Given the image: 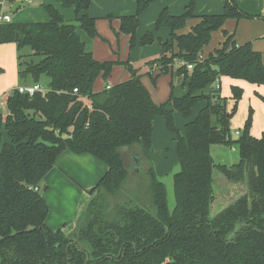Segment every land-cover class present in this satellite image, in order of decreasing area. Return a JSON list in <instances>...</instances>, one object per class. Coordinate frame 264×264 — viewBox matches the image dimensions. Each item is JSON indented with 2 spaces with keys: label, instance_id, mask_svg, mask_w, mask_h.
<instances>
[{
  "label": "trees",
  "instance_id": "16d2710c",
  "mask_svg": "<svg viewBox=\"0 0 264 264\" xmlns=\"http://www.w3.org/2000/svg\"><path fill=\"white\" fill-rule=\"evenodd\" d=\"M58 1L74 8L75 23L51 3L43 5L46 21L0 23V44H17L20 78L35 83L48 78L47 90L30 95L16 88L6 98L8 112L0 108V264H264V132L252 133L251 108L243 130L234 137L231 120L244 88L231 86L229 110L228 98L214 86L222 76L264 85L262 52L251 41L238 44L224 29L228 18L253 15L238 0H224L219 14H195V0L180 15L164 8L155 28L169 27L170 38L161 42L158 57L135 65L129 60L100 61L88 48L79 28L90 38L99 35L97 19L88 13L93 0ZM150 2L138 0L136 14L120 16V30L130 35L131 47L139 15ZM192 18L199 21L189 32L179 33ZM220 29L226 39L202 58L212 34ZM154 39L149 31L141 44ZM115 64L125 65L130 78L95 91L98 78L108 80ZM175 73L183 78L185 93L175 95L171 81L167 101L156 103L142 77L149 75L156 83L160 75ZM201 102L206 105L181 132L174 111L191 118ZM159 116L166 118L177 141L180 170L173 175L172 210L166 184L148 155ZM216 144L236 145L239 161L216 162L211 152ZM66 149L90 153L108 167L87 189L93 198L72 234L47 226L50 206L43 196L46 176ZM126 151L142 152V161L149 163L148 188L155 212L132 200L121 201L131 172ZM215 170L247 188L212 215ZM110 197L116 201L111 203Z\"/></svg>",
  "mask_w": 264,
  "mask_h": 264
},
{
  "label": "rangeland",
  "instance_id": "374dc122",
  "mask_svg": "<svg viewBox=\"0 0 264 264\" xmlns=\"http://www.w3.org/2000/svg\"><path fill=\"white\" fill-rule=\"evenodd\" d=\"M54 1L55 0H30L26 2L25 5L19 10L17 11L8 10V11L10 15L12 16L14 22L46 21L49 16L43 5L47 3H52ZM191 1L192 0H189L186 3V6ZM198 1L199 0H195L194 13L197 14L203 11L206 12L207 11V9L205 10L206 5ZM238 1H239L238 2L239 6L242 8L240 4H242L243 1L245 2L246 0H238ZM95 2L96 1L93 0L92 4H94ZM260 2L262 6L264 1L261 0ZM58 4H59V7L62 9V12L66 20L75 23L76 15H75L74 8H65L62 6V4L59 1H58ZM160 4H161V0H159V2L156 0H151L150 4L140 13L139 26L136 31V43L133 47H131L130 35L125 34L121 32L120 30V27H121L120 16L136 14L138 10V0H134L133 2V5L131 7L133 11H131L130 8H128V11L126 10L127 12H125V10H122L118 14L113 13L107 16L104 15V17H96L97 19L96 25H97L98 32L100 34L99 37L89 38L88 35L81 28H79V33L87 42L88 48L91 51H93L96 55L102 57L101 59L111 60V61H128L129 60L135 65H142L144 62L158 57L162 52V45L160 43L161 39L166 41L170 37L169 27L164 26L160 28L159 30H156L155 28L156 19L164 8H169L170 12H172L171 4H165L159 12H156V16H154V11L152 10V6L156 8V6L158 5L160 6ZM186 6L184 7V9L181 8V12L179 13H176L173 10L175 12L174 15H180L184 13ZM256 9H257V5H256ZM243 10L247 11L246 9H243ZM222 12L223 10L221 12H216V13L219 14ZM209 13H215V12H209ZM249 13L253 15V18L252 17L242 18L240 19L241 21H238L235 18H228L225 22L224 29H226L229 33L234 32L237 41L239 40V37H238L239 28H242L244 26L245 24L244 21L245 22L252 21V19H254V17H256L257 15H260L259 17L261 18L264 17L263 12L262 13L249 12ZM230 20H233L231 21L232 24L230 23ZM188 27L189 26H185V28H188ZM149 31L154 32L155 39L151 44L142 45L141 39ZM223 38H224V32L222 29L215 31L212 34V39L209 42L208 46L205 48V53L207 54V56L210 53L214 52L217 48H219L220 43L223 41ZM93 45H96V52L93 48ZM23 52L27 54L28 52H30V49L26 47L23 50ZM147 53L149 54L148 56H147ZM35 59H38V58H35ZM115 68L116 69L113 71L112 76L106 81L107 83L110 82L111 85H113L114 83L112 80L120 79L123 76V73H126V71H128L125 65L123 64H115ZM171 80H173V83H174L175 95L183 94L184 90L181 85L182 78L177 74H174V76H172L171 74L160 75L156 83L152 81L149 75L144 76V81L148 89L151 91V93L154 94L156 99H159L158 97H161L162 99H159L161 102L167 101V99L170 96ZM47 81H48V78L45 77L40 83L47 88L48 87ZM22 82L24 83V85L26 83H29L27 85H32L35 83L32 80V78H27L23 80H21L20 78L19 85L23 84ZM250 86H248V88L244 90L243 96L238 102L237 110L231 120L232 134L234 137L238 136L237 131L243 130V126L245 125V121L249 115V110L251 108L253 109L255 108L254 96L256 92L255 91L253 92L252 90L254 89V87H250ZM8 93L9 92L4 94V96L2 97V101H4V105L1 106L0 108L2 109L4 113L8 112L7 105L5 103ZM222 93L224 97L228 98L227 107L230 110L233 106V101L230 99L231 87L228 84L223 83ZM198 108L196 107L194 109H196L197 111ZM253 118H254V114H253ZM253 124H254V120H253L252 126ZM233 148L235 147H232V149ZM212 152H213L212 155H214L215 160L218 163H224V164L231 165V164L237 163L240 159L239 152H236V151L233 152L232 154L233 158L230 159L228 157V158H225L226 160L224 161L222 160L221 157L218 158V153L215 149H213ZM141 155H142V152L141 153L139 152L138 154L137 151H133V152L126 151L125 152V160L127 164L131 167V172L125 184L124 190L119 196H121L122 202L124 201L129 202L130 200H132L136 203H139V205L144 206L146 209H149L155 212V208L153 207L151 203V198H150L149 188H148L149 176L147 173V168H148L149 163H147L148 161L143 162ZM136 156L138 157L139 162L138 163L136 162V164L133 165V163H135L134 160L136 159L135 158ZM140 164H141V168L139 167ZM137 168H139L138 172L135 170ZM172 169H173L172 171L158 174L159 178L166 184L168 202H169V207L171 210L174 208L175 203H176L174 185H173V175L174 173L180 170V165L178 164V161L177 163L173 164ZM214 177H215V183H214L215 200H214V203L212 204V210H211L212 214L218 213V211L221 210V206H225L233 202L237 198H239L241 195H243L246 192V188H247L244 182L229 181L227 177L219 170H215ZM75 184L78 187H80L79 184L77 183ZM50 195H51L50 196L51 205H52L54 214H56V212H58L60 208H63L64 210L66 203L69 208H71L74 205L75 200L72 194H68V195H64L60 197L61 195H59V193L56 194V192H52ZM111 197L109 198L110 202L111 203L115 202L116 199L114 197L113 198Z\"/></svg>",
  "mask_w": 264,
  "mask_h": 264
},
{
  "label": "crops",
  "instance_id": "0c3cea01",
  "mask_svg": "<svg viewBox=\"0 0 264 264\" xmlns=\"http://www.w3.org/2000/svg\"><path fill=\"white\" fill-rule=\"evenodd\" d=\"M28 1L30 0L23 1L24 5ZM95 1L96 2L94 4H91L88 10V13L94 17H104V15L107 16L113 13L118 14L122 10H125V12H127L128 8H130V10L133 11L131 7L133 5L134 0H95ZM156 1L159 2V0H156ZM188 1L189 0H161L160 6L158 5L156 6V8L152 6V10L154 11V16H156V12H159L165 4H171L172 6L171 13L173 14H175V12L179 13L181 12V8L184 9ZM199 1L206 5L205 10L207 9V11L206 12L203 11L201 13L196 12L198 15H202V14L209 13V12H215V13L221 12L224 8V0H199ZM260 1L261 0H246L245 2L243 1V3L240 5L242 6L243 9H246L248 13L249 12L251 13L252 12L262 13L263 12L264 13V3L261 6ZM51 4L56 5L62 11V9L59 7L57 0H55ZM256 5H257V9H256ZM12 6L13 4H10L8 2L3 3V0H0V12L2 11L10 15L9 11L11 10ZM23 6H19L17 10H19ZM259 16L260 15H257L256 17H254L252 21H248V22L244 21L245 23L244 26L242 28H239V36H238L239 40L238 41L235 37L234 32H230L229 34L234 35V39L238 42V44H243L245 42L251 41L253 44V47L256 50L262 52L263 59H264V17L261 18ZM11 19H12V22H14L12 16H11ZM198 21H199L198 18L189 19L186 25L189 27L182 28L181 30H179V33L189 32L192 26L195 25ZM231 21L233 20H230V23L232 24ZM238 21H241V20H238ZM170 33H171V30H170ZM99 36L100 34L97 37ZM225 39H226V36L224 35L223 41ZM162 41H165V40L161 39L160 43ZM221 43H220V46H221ZM207 46H205L203 49V52H202L203 58L207 57V54L205 53V48ZM93 48L96 52V45H93ZM148 55L149 54L147 53V56ZM94 56L96 59L100 61L105 60V59H101L102 57L96 55L95 53H94ZM115 69L116 68L114 66L113 71ZM0 70H1L0 71V107H1L4 105V101H2V97L4 96V94L9 92L8 93L9 95L13 90H15L21 85H24L23 82H22L23 84L19 85L20 75H19V65H18V48L15 42H8V43L0 44ZM113 71L110 77L112 76ZM130 76H131L130 72L126 71V73H123V76L120 79L112 80L114 82L113 84L129 79ZM142 80L145 83L144 77H142ZM106 81L107 80H105L102 77L98 78L94 86L95 91H100L104 89L107 85H111L110 82L107 83ZM223 83L228 84L230 87L233 84L240 85L244 88V90L247 89L248 86L250 85H252L250 87H254L252 91L253 92L255 91L256 94L254 96L255 108H254V118H253L254 124L252 126V133L256 136H260L264 132V85H257V84L250 83L244 80L233 79L230 77L222 76L220 78V83H219L220 89H221V95L223 94L222 93ZM27 84L29 83H26L25 85ZM181 85L183 87V90H184L183 94H184L186 90L184 89V86H183V78H182ZM183 94H180V95L176 94V95L181 96ZM151 95L156 103L161 102L159 100V99H162L161 97H158L159 99H156L153 93H151ZM205 105H206V102H201L198 106H196L197 108L198 107L199 108L197 109V111L196 109H193L194 111H193V115L191 118L183 117L179 110L174 111L175 120L177 121L176 124L181 132H184L186 123L190 119L195 118L196 115L201 110V108H203ZM169 108H172L171 103L169 104ZM232 147H235V148L232 149ZM236 147H237L236 145L226 146L223 144H216L212 146L211 152L213 149H215L218 153V158L221 157L222 160L224 161L226 160L225 158H228V157L230 159L233 158L232 156L233 152L235 151L238 152V147L237 148ZM148 155L150 158V162L154 164L158 174L172 171L173 164L177 163L178 161L177 160V141L175 139V134L172 133L168 129L167 124H166V118L164 116H159L155 120L154 133H153V149L148 150ZM107 169H108L107 165L101 159H99L98 157L90 153H87V152L86 153H76L70 149H66L65 151H63L57 158L55 168L52 171H50V173L46 176V179L44 181V184L46 185V189L43 192V196L45 197V199L47 200L50 206L49 216L46 220L47 226L53 230L62 229L67 234L73 232V230L76 227V223L79 220V216L81 212L83 211L85 205L92 198V195L87 191V189L95 186L99 182V180L102 178V176L106 173ZM75 183L79 184L80 187H78ZM52 192H56V194L59 193V195H61L60 197L64 195L72 194L75 200L74 205L71 208H69L66 203L64 210L63 208H60V210L56 212V214H54L53 208L51 205V199H50L51 198L50 194Z\"/></svg>",
  "mask_w": 264,
  "mask_h": 264
},
{
  "label": "built area",
  "instance_id": "2783aa9c",
  "mask_svg": "<svg viewBox=\"0 0 264 264\" xmlns=\"http://www.w3.org/2000/svg\"><path fill=\"white\" fill-rule=\"evenodd\" d=\"M25 1V0H23ZM3 3H7V0H3ZM12 19H11V16L7 13H4V12H0V23H4V22H11ZM203 58V56H202ZM187 67L189 69H192L193 68V65L191 63H188L187 64ZM220 78H218L215 82V87L216 88H220ZM19 90V92L21 93H28L30 95H33L36 91H45L47 90V88L45 86H43L41 83H34L32 85H21L17 88ZM75 92L78 91L77 88L74 89ZM237 133H239L237 131ZM36 189H39V187H35Z\"/></svg>",
  "mask_w": 264,
  "mask_h": 264
},
{
  "label": "water",
  "instance_id": "95a60500",
  "mask_svg": "<svg viewBox=\"0 0 264 264\" xmlns=\"http://www.w3.org/2000/svg\"><path fill=\"white\" fill-rule=\"evenodd\" d=\"M24 5V2H23V0H17L14 4H13V6H12V8H11V10L12 11H16L17 9H18V7L19 6H23ZM136 159V161H135V163L137 162H139V159H138V157L136 156L135 157ZM137 172L139 171V168H137V169H135ZM214 203V202H213ZM230 204V203H229ZM229 204H227V205H229ZM227 205H225V206H221V210L223 209V208H225ZM220 210V211H221ZM220 211H218V213L220 212ZM83 213V211L81 212V214ZM218 213H214V214H212V215H216V214H218ZM81 214H80V216H81ZM79 216V217H80ZM77 223H78V221H77ZM77 223H76V227H75V229L77 228ZM75 229L73 230V232L75 231ZM67 234V233H66ZM69 234H72V232L71 233H69Z\"/></svg>",
  "mask_w": 264,
  "mask_h": 264
},
{
  "label": "flooded vegetation",
  "instance_id": "af4514ba",
  "mask_svg": "<svg viewBox=\"0 0 264 264\" xmlns=\"http://www.w3.org/2000/svg\"><path fill=\"white\" fill-rule=\"evenodd\" d=\"M91 195H92V194H91ZM92 198H93V196H92ZM92 198H91V199H92ZM91 199H90V200H91ZM86 205H87V204H86ZM86 205H85V207H86ZM85 207H84V208H85Z\"/></svg>",
  "mask_w": 264,
  "mask_h": 264
}]
</instances>
